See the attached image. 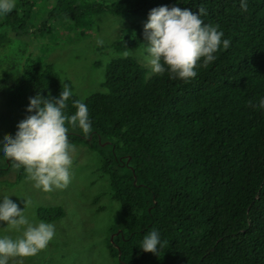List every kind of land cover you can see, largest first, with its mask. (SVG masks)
Instances as JSON below:
<instances>
[{
  "label": "trees",
  "instance_id": "trees-1",
  "mask_svg": "<svg viewBox=\"0 0 264 264\" xmlns=\"http://www.w3.org/2000/svg\"><path fill=\"white\" fill-rule=\"evenodd\" d=\"M246 3L241 11L239 0H58L48 12L47 22L63 16L86 26L87 15L101 12L147 18L160 5L204 8L201 19L230 44L206 67L198 61L187 81L151 74L137 58L121 56L108 63L104 90L83 99L51 63L30 56L3 69L0 58V126L11 112L28 115V98L38 91L57 97L67 86L68 114L72 100L87 105L89 134L69 128L67 137L100 155L99 170L120 203L122 222L109 244L119 264H264V112L254 107L264 97V0ZM16 10L0 27L16 24ZM130 32L121 30L110 46L123 52L146 42L141 24ZM12 42L0 32V54ZM3 165L1 171L13 168ZM15 169L17 181L26 176ZM63 214L49 206L37 216L52 221ZM152 229L162 244L155 253L141 251L137 244Z\"/></svg>",
  "mask_w": 264,
  "mask_h": 264
},
{
  "label": "rangeland",
  "instance_id": "rangeland-1",
  "mask_svg": "<svg viewBox=\"0 0 264 264\" xmlns=\"http://www.w3.org/2000/svg\"><path fill=\"white\" fill-rule=\"evenodd\" d=\"M19 1L14 0L13 7L17 9L16 24L0 27V32L13 38L11 45L0 54L3 69L24 63L30 56L43 64L51 63L83 99L92 92L104 90L102 82L113 58L132 56L150 69L141 51L147 41L123 52L110 46L121 30L131 33L132 25L143 26L147 18L101 12L87 15L86 26H77L73 19L63 16L46 21L58 0H28L27 5L21 6ZM82 1L90 5L115 0ZM4 20L5 15L0 16V22ZM18 25L24 28L17 29ZM150 73L153 74L151 70ZM23 118L21 111L9 113L6 124L0 126V138L6 131L9 132L6 136L12 135ZM71 146L70 179L63 189L45 192L33 187L27 175L17 181L18 171L14 167L9 171L0 170V193L9 194L18 207H23V199L29 201L25 215L30 221H42L37 216L42 207L60 206L64 210L61 218L44 221L54 226V236L45 248L30 256L13 258L9 264H119L111 255L109 244L113 236L111 229L122 222L120 203L111 195L107 175L99 170L100 155L85 144ZM0 167H4L2 159ZM0 235L16 238L20 233L0 222Z\"/></svg>",
  "mask_w": 264,
  "mask_h": 264
},
{
  "label": "clouds",
  "instance_id": "clouds-1",
  "mask_svg": "<svg viewBox=\"0 0 264 264\" xmlns=\"http://www.w3.org/2000/svg\"><path fill=\"white\" fill-rule=\"evenodd\" d=\"M179 2L181 0H176ZM13 7L14 0H0V16ZM239 7L246 11V0H239ZM204 15V8L193 12L176 4L149 10L143 24L147 43L141 46V51L152 73H167L170 79L187 81L196 76L198 61L206 67L216 59L214 53L218 49L229 47V39H222V31L205 23L201 19ZM71 95L67 86L57 97L42 96L38 91L28 98L25 110L29 114L18 121L15 133L0 138V159L14 168H23L33 187L45 192L63 189L69 183L72 163L69 156L72 146L67 137L69 128L79 129L85 136L90 132L91 120L85 103L72 100L75 110L71 114L65 111ZM254 107L264 112V97ZM22 203L23 207H18L9 194L0 193V222L20 233L16 238L0 235V264L35 254L54 236V226L44 221H30L25 215L29 201L23 199ZM158 244H162L160 233L152 229L137 245L141 251L155 253Z\"/></svg>",
  "mask_w": 264,
  "mask_h": 264
},
{
  "label": "water",
  "instance_id": "water-1",
  "mask_svg": "<svg viewBox=\"0 0 264 264\" xmlns=\"http://www.w3.org/2000/svg\"><path fill=\"white\" fill-rule=\"evenodd\" d=\"M112 237H113V236H112ZM112 237H111V238H112Z\"/></svg>",
  "mask_w": 264,
  "mask_h": 264
}]
</instances>
